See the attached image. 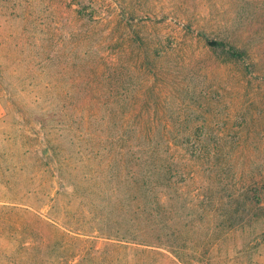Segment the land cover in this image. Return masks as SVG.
I'll return each mask as SVG.
<instances>
[{"label":"rangeland","instance_id":"obj_1","mask_svg":"<svg viewBox=\"0 0 264 264\" xmlns=\"http://www.w3.org/2000/svg\"><path fill=\"white\" fill-rule=\"evenodd\" d=\"M148 145L171 165L163 238L190 264H264V0H0V264L25 228H80L68 264L106 243L90 264H181L114 240L146 234Z\"/></svg>","mask_w":264,"mask_h":264},{"label":"trees","instance_id":"obj_2","mask_svg":"<svg viewBox=\"0 0 264 264\" xmlns=\"http://www.w3.org/2000/svg\"><path fill=\"white\" fill-rule=\"evenodd\" d=\"M204 41L206 45L213 49L219 50L229 57L234 59H243L247 56V52L234 47L224 40L219 39H210L204 37ZM137 152L141 150L140 146H137ZM162 150L158 145H148L147 150V159L134 157V173L135 177L134 183L138 186V188L143 191H146L150 197L149 203L147 204V208L145 206L141 207L140 205L134 210V215L141 217V214L145 213L144 217L147 220L146 227L144 229H138L137 234L142 235L144 232L146 233L142 238H128L125 234L115 235L117 238L103 237L106 240H116L122 241L123 238L130 239V241L137 245H142L145 247H153L160 249H167V251L174 257V259L181 264H190L199 259V254L194 253V249L190 250L186 254L182 252L183 248L180 244H178L176 239L172 241L168 240L166 237L163 238L162 230L166 228V222L164 218V198H162L161 189L165 187V184L171 181L172 174H170L171 165L169 159H163L161 156ZM160 153V156H159ZM145 168L146 171L144 174L140 173L138 169ZM138 168V169H137ZM166 181V182H165ZM169 184V183H168ZM170 185V184H169ZM151 195V196H150ZM7 210V211H6ZM176 209H174L173 214ZM6 212V213H5ZM18 210L14 208H4L3 213H5L9 217H13L16 215ZM176 217L174 220H171L172 225H176ZM48 226L55 228L50 222H46ZM238 224L230 223L228 227L235 228ZM239 226V225H238ZM177 230L176 228H172V232ZM80 228H75V235L73 237L68 236V233L64 231H60L58 236L54 238V240H45V238H37V236L30 230L25 228L24 232H21V236L15 240L16 244L13 246L8 244H4L6 249H10L7 258L2 260L1 264H68L70 260L75 257V254L64 256L63 249L66 246V242L69 240H75V242H82L83 240L79 239L78 234ZM83 231V230H82ZM119 230L117 231V233ZM78 235V236H77ZM172 235V233H170ZM118 238H120L118 240ZM132 239V240H131ZM168 241L170 244H168ZM111 243V242H108ZM113 244H107L103 248V250L99 251L92 246L87 247L84 250V253L81 257L75 262V264H90L89 254L91 252L97 254L101 259L106 260V254L108 251L112 252L111 246ZM2 247V245H0ZM56 254V255H54ZM75 255V256H74Z\"/></svg>","mask_w":264,"mask_h":264}]
</instances>
